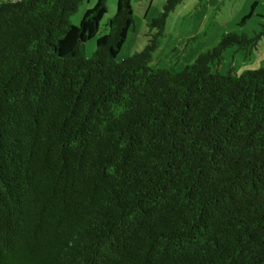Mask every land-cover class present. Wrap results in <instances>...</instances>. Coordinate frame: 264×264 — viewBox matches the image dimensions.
Instances as JSON below:
<instances>
[{
	"label": "trees",
	"instance_id": "1",
	"mask_svg": "<svg viewBox=\"0 0 264 264\" xmlns=\"http://www.w3.org/2000/svg\"><path fill=\"white\" fill-rule=\"evenodd\" d=\"M86 1L0 0V264H264V64L218 70L264 30L153 66L167 0L121 62L117 0L90 57L109 0L76 25Z\"/></svg>",
	"mask_w": 264,
	"mask_h": 264
},
{
	"label": "rangeland",
	"instance_id": "2",
	"mask_svg": "<svg viewBox=\"0 0 264 264\" xmlns=\"http://www.w3.org/2000/svg\"><path fill=\"white\" fill-rule=\"evenodd\" d=\"M166 1L132 0L135 21L118 54V61L122 62L145 47L150 30L148 24L160 13ZM96 3L97 0H87L73 17V23L79 25L85 11ZM116 5L117 0H109L108 13L101 21L99 35L87 42V56L91 57L97 38L106 32L105 23L115 14ZM261 30H264V0H184L170 15L166 36L154 53L153 66L182 69L201 53L213 48L224 33L242 32L254 36ZM263 64L264 40L251 54L238 48L226 50L218 70L227 73L233 69L235 73L242 74L258 70Z\"/></svg>",
	"mask_w": 264,
	"mask_h": 264
}]
</instances>
